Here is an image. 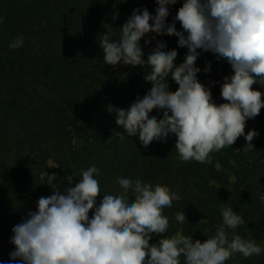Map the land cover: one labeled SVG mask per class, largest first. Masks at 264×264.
I'll return each instance as SVG.
<instances>
[{
    "label": "trees",
    "instance_id": "trees-1",
    "mask_svg": "<svg viewBox=\"0 0 264 264\" xmlns=\"http://www.w3.org/2000/svg\"><path fill=\"white\" fill-rule=\"evenodd\" d=\"M155 5L154 0H0V17L4 18L0 23V262L10 261L9 253L15 248L10 242L13 226L27 218L29 211L37 210L38 198L53 194L47 177L42 178L33 168L50 159L58 162L56 170L63 171L61 190L78 183L80 170L95 164L100 170L98 201L106 191L123 187L118 180L121 171L176 192L179 199L163 210L169 218L167 233L153 234L150 244L161 235L171 237L182 230L204 242L205 235H212L221 222L224 203L244 219L235 232L264 241V203L259 199L264 183L255 189L251 180L264 168V154L257 155L255 149L243 152L244 136L209 154L213 168L218 164L235 176L234 182L226 179L218 185L208 178H195L196 170L210 159H179L174 134L166 142L153 141L147 147L138 134L112 138L114 131L125 130L116 125L109 106L127 107L138 94L143 95L152 83L144 75L151 65L133 70L104 64L98 38L107 30L105 24L118 37L133 9L155 11ZM20 35L24 45L10 49V41ZM154 35V29L145 32L151 37L149 42L158 39ZM159 39L175 45L177 66L178 60L184 61L187 47L178 45L177 36L163 31ZM140 43L146 44L144 37ZM202 61L211 62V71L201 70L198 80L210 88L217 104L227 102L220 96L221 84L225 76L234 75V69L226 58L217 59L215 54L204 57L201 52L196 66L202 67ZM139 75L142 80L136 87ZM166 79L169 90H177L171 76ZM252 88L261 91L264 100V86L254 83ZM150 114L163 115L155 106ZM259 114L264 117V107ZM245 127L256 128L249 119ZM67 175L74 177L72 185ZM193 189L200 201L189 195ZM216 202L219 208L213 205ZM178 211L185 213L183 223L175 219ZM232 231L228 230L229 238ZM180 264H184L183 256ZM225 264H264V252L248 258L236 253Z\"/></svg>",
    "mask_w": 264,
    "mask_h": 264
},
{
    "label": "clouds",
    "instance_id": "clouds-1",
    "mask_svg": "<svg viewBox=\"0 0 264 264\" xmlns=\"http://www.w3.org/2000/svg\"><path fill=\"white\" fill-rule=\"evenodd\" d=\"M155 9H133L118 37L105 24L107 30L98 38L104 64L151 65L144 75L152 83L143 95L138 94L127 107L109 106L116 125L125 130L114 131L112 138L138 134L147 147L174 134L175 149L183 161L204 162L211 152L230 147L240 136L246 141L243 152L255 149L251 141L259 133H245V126L264 107L261 91L252 88L254 83L264 86V0H183L172 20L166 19L168 0H158ZM176 21L182 31L177 30ZM149 29L177 36L178 45L187 47L184 61L174 64L177 50H167V41L159 38L143 55L140 40L150 41L145 36ZM23 45L20 35L8 47ZM198 49L226 58L234 69V75L225 76L221 84L220 96L227 102L217 104L210 88L198 80ZM210 71L209 61L204 72ZM169 76L178 84L175 91L169 90ZM154 106L162 111V118L150 114ZM99 174L93 164L80 170L74 186L53 187V194L38 198L37 210L13 226L10 242L15 248L9 253L10 261L0 264H180L181 256L184 264H225L236 253L248 258L264 251L250 235L245 238L234 231L244 219L227 203L220 208L221 222L212 235H205L204 242L178 233L161 235L150 244L153 234L167 233L169 218L163 210L179 199L177 193L167 185L121 171L118 180L123 187L106 191L98 201ZM45 175L51 186L56 174L46 171ZM73 178L66 176L69 185ZM259 199L264 203V194ZM175 219L183 223L184 211L176 212Z\"/></svg>",
    "mask_w": 264,
    "mask_h": 264
},
{
    "label": "rangeland",
    "instance_id": "rangeland-1",
    "mask_svg": "<svg viewBox=\"0 0 264 264\" xmlns=\"http://www.w3.org/2000/svg\"><path fill=\"white\" fill-rule=\"evenodd\" d=\"M156 3L158 2V0H154ZM183 0H168V5H169V12L166 16V19L168 20H172L175 16V13L177 12L178 8L182 6ZM176 28L178 30L182 29V26L180 24L179 21H176L175 24ZM155 31V30H154ZM162 32H156L155 31V37L154 38H159L161 36ZM157 40L152 41V42H148L145 45H143L142 47L145 49V52L143 53V55L147 56V51L151 48H153L154 44L156 43ZM168 46L171 49H175V45L173 43H169L167 42L165 47ZM202 54L204 57H207L209 55H213V53L211 51L208 52H204L203 50H201ZM147 63H140L137 64L136 66H130V65H123L124 68H133V70H143L144 66ZM174 64H177V59L174 60ZM179 60H178V65H179ZM206 66V63L204 61H202V67H200L201 70H203ZM140 77H136L135 80V85L136 87L139 86V84L141 83L142 77L141 75H139ZM249 120H251L254 125L256 126V128L251 127L250 129H248L247 127H245V133H247V131L249 130H256L259 134L254 137L253 141L251 142L254 145L255 148V152L257 153V155H261L264 154V117L261 118V114H258L255 118H249ZM261 120V121H260ZM254 150V149H253ZM209 160L207 161L208 164H205L203 166H201L199 169L196 170V179L199 178H208L209 182L215 185H218V182H222L224 180H228L231 182L235 181V176L233 175L232 172L222 169L220 167V165H216L215 168H213L212 165V160L213 157H209ZM58 167V162L56 160H48L45 163L39 164V165H34L33 168L35 171L39 172L40 176L42 178L47 177L45 175L46 171L48 173H55L56 174V180L53 182V184L51 185V188L53 189V187H57L60 188L64 174L62 170H56V168ZM257 174L254 176V178H252L251 180H253L255 185V189H259V187H261L262 183H264V168H260L259 171L256 172ZM54 190V189H53ZM130 190V189H129ZM191 195L192 199H196L200 201V196L199 193L196 189H193L191 191H188ZM215 207L219 208L220 207V203L216 202L213 204ZM93 210L89 211V218H91L92 216V212ZM183 234L186 235L187 232L179 231L176 232L174 235L176 234ZM193 237V236H192ZM255 241L257 242L258 245H260L262 248H264V241L261 239H255ZM264 252V251H262Z\"/></svg>",
    "mask_w": 264,
    "mask_h": 264
}]
</instances>
